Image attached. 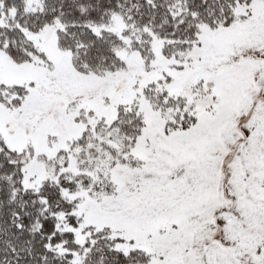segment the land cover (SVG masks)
I'll list each match as a JSON object with an SVG mask.
<instances>
[{"label": "snow or ice", "instance_id": "obj_1", "mask_svg": "<svg viewBox=\"0 0 264 264\" xmlns=\"http://www.w3.org/2000/svg\"><path fill=\"white\" fill-rule=\"evenodd\" d=\"M0 264H264V0H0Z\"/></svg>", "mask_w": 264, "mask_h": 264}]
</instances>
